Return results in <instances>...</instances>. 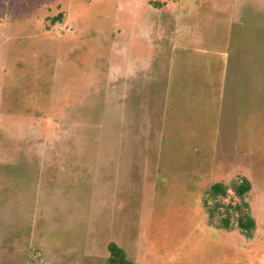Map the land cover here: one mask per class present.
<instances>
[{"label":"rangeland","instance_id":"374dc122","mask_svg":"<svg viewBox=\"0 0 264 264\" xmlns=\"http://www.w3.org/2000/svg\"><path fill=\"white\" fill-rule=\"evenodd\" d=\"M241 177L250 234L208 194ZM110 241L264 264V0H0V264H108Z\"/></svg>","mask_w":264,"mask_h":264},{"label":"trees","instance_id":"16d2710c","mask_svg":"<svg viewBox=\"0 0 264 264\" xmlns=\"http://www.w3.org/2000/svg\"><path fill=\"white\" fill-rule=\"evenodd\" d=\"M62 15L58 14L54 19H61ZM251 183L246 177H241L240 180L233 181L230 185L223 184L222 182H215L210 185L208 194L212 198H221L228 195V190L233 192L236 201L224 205L226 215L221 219L222 224L228 227L231 224V216L234 215L237 227L246 233H251L255 226V221L249 213V207L244 200V195L250 190ZM221 206L216 202L214 206H208V213L214 216L215 209ZM108 264H135L128 256L126 251L114 241L107 244Z\"/></svg>","mask_w":264,"mask_h":264},{"label":"built area","instance_id":"2783aa9c","mask_svg":"<svg viewBox=\"0 0 264 264\" xmlns=\"http://www.w3.org/2000/svg\"><path fill=\"white\" fill-rule=\"evenodd\" d=\"M58 27H59L60 29H63V28L65 29V27H63L62 24H59Z\"/></svg>","mask_w":264,"mask_h":264},{"label":"crops","instance_id":"0c3cea01","mask_svg":"<svg viewBox=\"0 0 264 264\" xmlns=\"http://www.w3.org/2000/svg\"><path fill=\"white\" fill-rule=\"evenodd\" d=\"M119 245V244H118ZM123 248V247H122ZM124 249V248H123ZM136 264V263H135Z\"/></svg>","mask_w":264,"mask_h":264}]
</instances>
